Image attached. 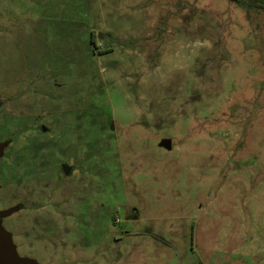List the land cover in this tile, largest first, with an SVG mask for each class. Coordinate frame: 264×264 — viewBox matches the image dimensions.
I'll use <instances>...</instances> for the list:
<instances>
[{"label": "rangeland", "instance_id": "rangeland-1", "mask_svg": "<svg viewBox=\"0 0 264 264\" xmlns=\"http://www.w3.org/2000/svg\"><path fill=\"white\" fill-rule=\"evenodd\" d=\"M0 212L35 264H264V10L0 0Z\"/></svg>", "mask_w": 264, "mask_h": 264}, {"label": "water", "instance_id": "water-1", "mask_svg": "<svg viewBox=\"0 0 264 264\" xmlns=\"http://www.w3.org/2000/svg\"><path fill=\"white\" fill-rule=\"evenodd\" d=\"M43 130H46L43 127ZM160 145L168 150L172 149V141L170 139L162 140ZM65 174L70 173V167L65 165L63 167ZM8 212H0V264H35L34 261L21 258L13 245L10 234L2 227L1 218L7 215Z\"/></svg>", "mask_w": 264, "mask_h": 264}, {"label": "trees", "instance_id": "trees-1", "mask_svg": "<svg viewBox=\"0 0 264 264\" xmlns=\"http://www.w3.org/2000/svg\"><path fill=\"white\" fill-rule=\"evenodd\" d=\"M244 7L248 12L250 10H264V0H232Z\"/></svg>", "mask_w": 264, "mask_h": 264}, {"label": "flooded vegetation", "instance_id": "flooded-vegetation-1", "mask_svg": "<svg viewBox=\"0 0 264 264\" xmlns=\"http://www.w3.org/2000/svg\"><path fill=\"white\" fill-rule=\"evenodd\" d=\"M64 166H65V165L62 166V169H63ZM63 171H64V169H63ZM64 173H65V172H64Z\"/></svg>", "mask_w": 264, "mask_h": 264}]
</instances>
